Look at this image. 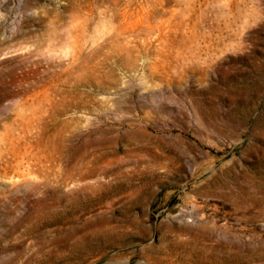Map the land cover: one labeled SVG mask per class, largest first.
Segmentation results:
<instances>
[{
	"label": "rangeland",
	"instance_id": "rangeland-1",
	"mask_svg": "<svg viewBox=\"0 0 264 264\" xmlns=\"http://www.w3.org/2000/svg\"><path fill=\"white\" fill-rule=\"evenodd\" d=\"M0 264H264V0H0Z\"/></svg>",
	"mask_w": 264,
	"mask_h": 264
}]
</instances>
